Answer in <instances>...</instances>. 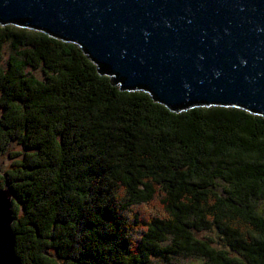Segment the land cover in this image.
Instances as JSON below:
<instances>
[{"label": "trees", "instance_id": "obj_1", "mask_svg": "<svg viewBox=\"0 0 264 264\" xmlns=\"http://www.w3.org/2000/svg\"><path fill=\"white\" fill-rule=\"evenodd\" d=\"M109 76L73 42L0 24V155L20 145L0 187L21 263L264 264V116L175 112ZM210 228L227 248L194 234Z\"/></svg>", "mask_w": 264, "mask_h": 264}, {"label": "water", "instance_id": "obj_2", "mask_svg": "<svg viewBox=\"0 0 264 264\" xmlns=\"http://www.w3.org/2000/svg\"><path fill=\"white\" fill-rule=\"evenodd\" d=\"M75 43L120 89L179 111L232 105L264 116V0H0V24ZM0 187V264L14 250Z\"/></svg>", "mask_w": 264, "mask_h": 264}, {"label": "rangeland", "instance_id": "obj_3", "mask_svg": "<svg viewBox=\"0 0 264 264\" xmlns=\"http://www.w3.org/2000/svg\"><path fill=\"white\" fill-rule=\"evenodd\" d=\"M32 73H34L36 76L41 77V71L37 68H29L27 67ZM20 145H18L16 142H12L8 150L0 155V169L4 170L6 167L9 166L10 162L13 158H11L9 152H15L19 150ZM222 184L221 182H219ZM262 200V199H261ZM261 204L263 205L262 201ZM137 231L139 233H137ZM140 234V231L136 228L132 231V237L135 239ZM194 234L201 238H211L212 241L210 242L215 247H222L227 248V246L224 245V241L220 238L219 233L213 229H199L194 230ZM229 253H232L230 249H228ZM151 260L156 264H201L203 258L200 257V255L195 253H176L171 254L167 258L159 257V256H152Z\"/></svg>", "mask_w": 264, "mask_h": 264}]
</instances>
